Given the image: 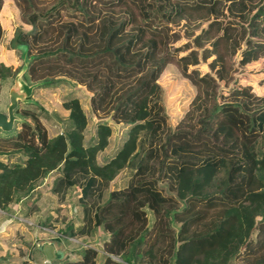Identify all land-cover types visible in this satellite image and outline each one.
Returning <instances> with one entry per match:
<instances>
[{
  "label": "trees",
  "instance_id": "obj_1",
  "mask_svg": "<svg viewBox=\"0 0 264 264\" xmlns=\"http://www.w3.org/2000/svg\"><path fill=\"white\" fill-rule=\"evenodd\" d=\"M11 1L21 27L10 47L24 62L0 59V112L20 74L34 88L82 87L94 121L85 140L70 95L49 137L48 115L18 102L12 130L0 131V212L30 216L36 185L52 176L57 199L73 191L79 206V222L57 232H100L57 264H264V90L238 78L257 61L264 71V0ZM169 64L194 89L175 125L157 82ZM112 123L122 140L99 161ZM121 171L125 183L109 188Z\"/></svg>",
  "mask_w": 264,
  "mask_h": 264
},
{
  "label": "rangeland",
  "instance_id": "obj_2",
  "mask_svg": "<svg viewBox=\"0 0 264 264\" xmlns=\"http://www.w3.org/2000/svg\"><path fill=\"white\" fill-rule=\"evenodd\" d=\"M0 26L2 28L0 59L11 65L12 69L17 70L22 66L24 59L22 47H10V39L13 36L14 29L21 27L18 10L11 0H4L2 3ZM260 63V61H257L247 65L246 70L241 75H238L241 82L249 83L257 93H261L264 90L263 85L259 84V81L264 77V71L258 70ZM200 70L205 71V66L201 65ZM157 82L162 89V100L169 123L175 125L187 109L194 95V89L187 80L179 75L176 68L171 64L164 68ZM70 95L78 98L81 107L86 113L88 122L84 137L87 140L91 134L94 117L90 114L87 105L88 92L82 87H69L64 84L52 88H34L32 86L31 94L27 97V101L34 102L48 115L42 121L48 130L49 137H52L61 130L60 120L64 119L68 113L63 108L62 102ZM111 128L112 132L108 145L98 153L97 158L99 161L110 154L122 140L123 127L112 123ZM126 179L127 174L124 171L119 172L110 181L109 188L122 186ZM51 182L52 176H48L36 185L37 189L35 190L39 192V195L33 200L35 210H32L30 216L24 217L18 214L10 216L0 212L2 222L0 230V264H31L24 260V257L33 256L34 258L36 256L33 251L36 250L35 245L45 240L60 244L63 250L67 252L66 258L75 257L77 246H83L86 243L91 245L98 244L99 231L95 236L83 239L65 237L57 232V229L68 224L70 219L73 220L74 225L79 222V206L75 203L74 196L71 195L73 191L66 196L65 200H58L56 195L51 192ZM161 186L165 188L164 184H161ZM22 208L26 209V207ZM172 224L175 227L177 226L175 221H172ZM8 226H11V228L7 229ZM3 227L6 230H2ZM36 251L38 252V250ZM34 262H37V260L35 259ZM48 264H57V261Z\"/></svg>",
  "mask_w": 264,
  "mask_h": 264
},
{
  "label": "water",
  "instance_id": "obj_3",
  "mask_svg": "<svg viewBox=\"0 0 264 264\" xmlns=\"http://www.w3.org/2000/svg\"><path fill=\"white\" fill-rule=\"evenodd\" d=\"M32 86L24 83L20 78V74L15 75L12 84L10 85L7 96L8 104L5 112H0V131L9 132L12 130L14 121L17 117L13 114L14 108L18 102L25 103L27 97L31 94ZM36 250L41 253L46 263L53 261H62L65 259V251L57 242L45 240L35 245Z\"/></svg>",
  "mask_w": 264,
  "mask_h": 264
},
{
  "label": "crops",
  "instance_id": "obj_4",
  "mask_svg": "<svg viewBox=\"0 0 264 264\" xmlns=\"http://www.w3.org/2000/svg\"><path fill=\"white\" fill-rule=\"evenodd\" d=\"M1 224H2V222H1V218H0V230H1V227H2ZM10 228H11V226H8L7 229H10ZM3 229H5V227H3L2 230ZM62 250H63V248H62ZM66 254H67V252L65 251V258H66ZM34 258L37 260V262H34V260H35ZM34 258H33V256L32 257H24V260H27L31 264H48V263H46L44 261V259L41 260V258L38 257V256H35ZM57 262H61V261H57Z\"/></svg>",
  "mask_w": 264,
  "mask_h": 264
}]
</instances>
